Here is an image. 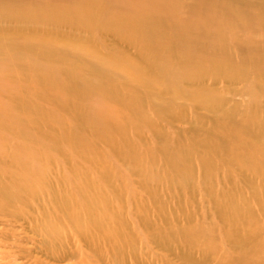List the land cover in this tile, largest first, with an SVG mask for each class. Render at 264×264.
I'll use <instances>...</instances> for the list:
<instances>
[{
  "label": "rangeland",
  "instance_id": "374dc122",
  "mask_svg": "<svg viewBox=\"0 0 264 264\" xmlns=\"http://www.w3.org/2000/svg\"><path fill=\"white\" fill-rule=\"evenodd\" d=\"M0 264H264V0H0Z\"/></svg>",
  "mask_w": 264,
  "mask_h": 264
},
{
  "label": "bare ground",
  "instance_id": "6f19581e",
  "mask_svg": "<svg viewBox=\"0 0 264 264\" xmlns=\"http://www.w3.org/2000/svg\"><path fill=\"white\" fill-rule=\"evenodd\" d=\"M78 182L80 183V179H78ZM87 184V186L88 187H92L94 184L92 183V184H89V182H86ZM101 188L105 191V192H108V195H109V193L111 192V185H109V183H104V185H102L101 186ZM108 201V200H107ZM109 202V201H108ZM5 214H7V213H5ZM9 215H11V213H9ZM95 226V225H94Z\"/></svg>",
  "mask_w": 264,
  "mask_h": 264
}]
</instances>
